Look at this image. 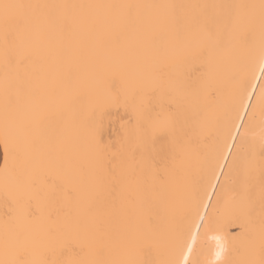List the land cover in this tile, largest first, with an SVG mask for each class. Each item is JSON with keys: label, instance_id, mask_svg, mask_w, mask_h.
<instances>
[{"label": "snow or ice", "instance_id": "snow-or-ice-1", "mask_svg": "<svg viewBox=\"0 0 264 264\" xmlns=\"http://www.w3.org/2000/svg\"><path fill=\"white\" fill-rule=\"evenodd\" d=\"M201 236L264 264V0H0V264H202Z\"/></svg>", "mask_w": 264, "mask_h": 264}, {"label": "bare ground", "instance_id": "bare-ground-1", "mask_svg": "<svg viewBox=\"0 0 264 264\" xmlns=\"http://www.w3.org/2000/svg\"><path fill=\"white\" fill-rule=\"evenodd\" d=\"M10 2H23V3H59V2H81V0H10ZM143 3L159 2V0H139ZM177 3H216V4H230V3H259V0H174ZM208 147H211V134L207 141ZM185 170L190 180H197L200 174V162L196 155L190 156L185 163ZM259 173H257V185L259 184ZM223 178L221 177V182ZM215 197H213V200ZM176 212H181L180 204L176 205ZM197 250L199 251V259L202 264H212L214 261V246L211 242L207 241L203 236L197 242Z\"/></svg>", "mask_w": 264, "mask_h": 264}]
</instances>
